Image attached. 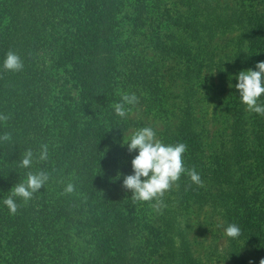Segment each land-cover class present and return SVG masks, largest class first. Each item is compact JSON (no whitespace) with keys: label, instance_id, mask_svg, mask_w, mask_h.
I'll return each instance as SVG.
<instances>
[{"label":"trees","instance_id":"trees-1","mask_svg":"<svg viewBox=\"0 0 264 264\" xmlns=\"http://www.w3.org/2000/svg\"><path fill=\"white\" fill-rule=\"evenodd\" d=\"M247 1L134 0L127 12L126 0H0V114L9 116L0 136L12 137L0 141L6 264H204L177 206L206 207L210 217L240 226L242 236L227 239L231 264H246L236 244L243 239L264 259V117L246 111L235 87L241 70L264 61V13H257L259 0L255 10ZM228 36L232 53L220 57L214 48ZM10 50L22 71L4 69ZM212 90L229 92L230 116L226 140L206 163L200 116ZM118 91L176 118L163 142L185 143V166L204 181L199 187L182 175L175 201L145 235L139 229L147 213L137 216L141 203L120 187L124 174H134L138 151H122L124 132L135 124L116 115ZM42 145L48 158L22 168L25 151L38 155ZM41 170L48 182L28 203L16 198L20 207L11 215L3 199L29 171ZM137 232L141 249L133 245Z\"/></svg>","mask_w":264,"mask_h":264},{"label":"clouds","instance_id":"clouds-1","mask_svg":"<svg viewBox=\"0 0 264 264\" xmlns=\"http://www.w3.org/2000/svg\"><path fill=\"white\" fill-rule=\"evenodd\" d=\"M3 67L7 71L19 72L23 70V61L13 51L6 54ZM256 69L241 70L236 77L238 83L235 85L240 93V102L246 111L264 117V61L256 64ZM120 101L113 104L117 116L127 118L131 112V106L138 103L135 93L119 92ZM9 116L0 114V123L6 125ZM10 133L0 136V141L10 142ZM129 152L137 151L138 155L132 160L134 174L124 178V187L132 191L133 202H161L166 192L177 185L182 175H187L191 182L199 187L204 186L202 176L195 167L187 168L184 163V154L187 145L183 142L166 144L157 137L156 131L151 126L142 127L132 133L126 142ZM48 158L47 146L42 145L37 154L28 149L20 161L22 168H31L33 160H46ZM143 178V179H142ZM49 180L48 173L43 170L38 172L29 171L26 180L16 184L11 189V194L3 199L4 205L11 215H15L20 205L16 198L28 203ZM75 187L68 183L65 187L66 193H72ZM218 228L223 229L224 236L228 240H238L242 236V229L237 223L218 222ZM264 264V259L260 261Z\"/></svg>","mask_w":264,"mask_h":264},{"label":"rangeland","instance_id":"rangeland-1","mask_svg":"<svg viewBox=\"0 0 264 264\" xmlns=\"http://www.w3.org/2000/svg\"><path fill=\"white\" fill-rule=\"evenodd\" d=\"M125 10L129 12L131 10V3L134 0H126ZM227 2H232L233 0H226ZM255 0L251 1V9H254L253 5ZM245 6L249 5V2L245 0ZM256 7L258 15L264 13V6L260 2L257 3ZM179 10L183 11V7L176 6ZM255 10V9H254ZM145 33V31H143ZM231 39L232 36H228L226 38H220L219 42L216 43L215 53L220 57H224L227 54L232 53L231 47ZM229 45V47H225V49L220 50L219 46ZM205 78L209 81V83L216 82L215 76L214 80L209 78V74H205ZM229 89V87H228ZM219 93V92H218ZM216 90H212L204 99L203 108L205 110V115L200 116L202 122V133L203 136V152H204V160L206 163H209L211 156L217 151L219 144H222L224 140H226V135L228 133L227 129V121L230 116L229 107H226V101L229 92H225V94H218ZM202 95V94H201ZM171 101L166 102L170 104ZM132 110L128 114V117L132 119L135 126L131 124L130 128L124 132L123 135V152L126 153L128 150H125L127 147V140L132 135V133L142 127L151 126L157 134V137L163 141V133L170 134L172 132L173 127L176 126L177 121L173 115H166L162 117L159 114L150 112L145 108V105H140L137 103L135 106H131ZM166 112H170L171 108L168 105L165 106ZM262 117V116H260ZM123 133V132H122ZM138 151V150H137ZM128 154V153H126ZM121 154L120 156L126 155ZM119 156V157H120ZM121 158V157H120ZM126 175V174H124ZM122 176L120 179V187L123 192L129 194L130 197L133 196L132 191L127 190L124 187V178ZM178 184L174 185L173 188L166 192L163 200L161 202L152 201V202H140V208L134 210L137 216H142L147 213L148 223L145 224V228L140 227L139 232L142 235L146 234V230L148 226L157 227V218L162 216L165 213L167 207H170L171 202H174L176 199V193L178 192ZM164 198L167 199L164 201ZM133 201V200H132ZM181 210L177 209L178 214L184 216L189 223V239L192 244V249L196 256L204 262V264H231L228 259L225 257V249L227 247V238L224 236L223 229L218 228L216 225L220 220H217L216 217H210V213L208 208L204 207L202 210H197L195 206H191L188 209H183L181 206H177ZM173 208V207H171ZM146 210V211H145ZM152 214V216H151ZM143 229L145 232L143 234ZM137 232L136 238L133 240V245L137 248H142L143 237ZM0 264H6L5 260L10 257V253L7 248L3 246V239H0ZM236 244L239 246L240 254L245 261L246 264H260V261L263 259L261 256L263 253L258 250L259 247L254 246V241L251 240H240L236 241ZM148 264H152L153 260L145 261Z\"/></svg>","mask_w":264,"mask_h":264}]
</instances>
